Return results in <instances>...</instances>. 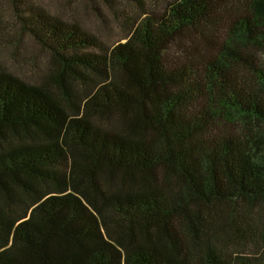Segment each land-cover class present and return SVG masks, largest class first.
Segmentation results:
<instances>
[{"label":"trees","instance_id":"trees-1","mask_svg":"<svg viewBox=\"0 0 264 264\" xmlns=\"http://www.w3.org/2000/svg\"><path fill=\"white\" fill-rule=\"evenodd\" d=\"M16 1L50 71L0 67V264H264V0H135L111 47Z\"/></svg>","mask_w":264,"mask_h":264},{"label":"rangeland","instance_id":"rangeland-1","mask_svg":"<svg viewBox=\"0 0 264 264\" xmlns=\"http://www.w3.org/2000/svg\"><path fill=\"white\" fill-rule=\"evenodd\" d=\"M23 1V0H22ZM173 0H139L141 6L152 11H162ZM66 21L78 23L83 29L99 36L108 46L116 45L128 32L126 18L132 12L142 13L135 0H118L114 11L103 4L93 5L86 0H24ZM16 0H0V67L6 72L30 83H38L49 73L45 54L28 36L20 33L16 23ZM129 12V13H128ZM123 41V40H122ZM264 61V52L259 53ZM257 213L256 223L262 217ZM229 250L246 255L260 251L258 246L245 248L231 245Z\"/></svg>","mask_w":264,"mask_h":264}]
</instances>
